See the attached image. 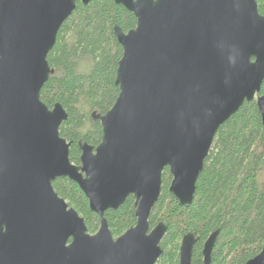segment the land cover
I'll return each instance as SVG.
<instances>
[{"label":"water","instance_id":"water-1","mask_svg":"<svg viewBox=\"0 0 264 264\" xmlns=\"http://www.w3.org/2000/svg\"><path fill=\"white\" fill-rule=\"evenodd\" d=\"M135 28L113 33L122 48L118 95L103 115L97 146L79 142L69 160L60 104L40 91L52 74L47 57L57 33L90 0H0V264H156L165 222L149 217L168 168L170 194L189 207L214 136L245 102L264 126V15L256 0H112ZM76 183L100 221L84 219L53 189ZM134 200L135 225L114 239L104 218ZM218 231L202 247L211 263ZM196 238L184 235L178 264H192ZM245 264H264V245Z\"/></svg>","mask_w":264,"mask_h":264},{"label":"trees","instance_id":"trees-1","mask_svg":"<svg viewBox=\"0 0 264 264\" xmlns=\"http://www.w3.org/2000/svg\"><path fill=\"white\" fill-rule=\"evenodd\" d=\"M264 15V0H256ZM134 15L112 0L76 3L61 25L47 61L52 74L40 91V100L51 109L60 104L67 114L59 133L68 143L69 160L79 165V142L100 143L101 127L92 114L103 115L114 104V85L122 48L114 26L126 33L135 28ZM264 96V80L260 88ZM171 175L162 173L161 191L150 217V229L165 222L156 264H178L181 239L193 233L192 264H202V247L218 231L210 264H245L264 245V126L256 103L245 102L216 132L204 161L189 207L179 205L169 193ZM55 192L83 219L87 232L95 234L98 216L78 185L68 178L52 183ZM114 239L135 225L134 200L128 197L117 210L104 213Z\"/></svg>","mask_w":264,"mask_h":264},{"label":"bare ground","instance_id":"bare-ground-1","mask_svg":"<svg viewBox=\"0 0 264 264\" xmlns=\"http://www.w3.org/2000/svg\"><path fill=\"white\" fill-rule=\"evenodd\" d=\"M261 118V117H260ZM262 122V121H261Z\"/></svg>","mask_w":264,"mask_h":264}]
</instances>
